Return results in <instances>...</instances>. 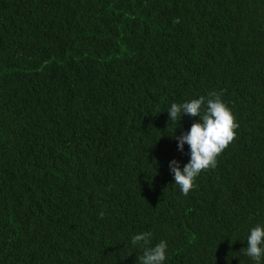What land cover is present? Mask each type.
<instances>
[{
	"label": "trees",
	"instance_id": "16d2710c",
	"mask_svg": "<svg viewBox=\"0 0 264 264\" xmlns=\"http://www.w3.org/2000/svg\"><path fill=\"white\" fill-rule=\"evenodd\" d=\"M211 92L238 127L185 196L167 110ZM257 223L264 0H0V264H254Z\"/></svg>",
	"mask_w": 264,
	"mask_h": 264
},
{
	"label": "clouds",
	"instance_id": "9594fccd",
	"mask_svg": "<svg viewBox=\"0 0 264 264\" xmlns=\"http://www.w3.org/2000/svg\"><path fill=\"white\" fill-rule=\"evenodd\" d=\"M167 112L173 123L179 122L185 115L196 118L190 129L174 136L178 151L183 152L186 144L189 146V161L182 168L175 159L169 162L174 184L186 196L203 170L216 167L217 156L234 139L238 124L231 108L224 102L221 94L216 92L209 93L207 100L201 96L174 102ZM152 235L151 232H140L131 238L133 247L139 245L143 248V254L138 257L139 264H166L168 242L160 240L150 246ZM246 242L244 254L254 264H264V224L257 223L251 227Z\"/></svg>",
	"mask_w": 264,
	"mask_h": 264
}]
</instances>
